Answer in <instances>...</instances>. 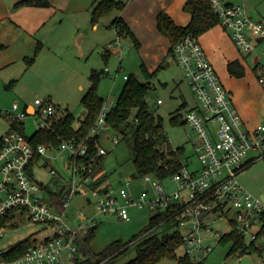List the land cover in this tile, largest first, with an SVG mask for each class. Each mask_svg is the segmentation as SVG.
Returning <instances> with one entry per match:
<instances>
[{
    "label": "built area",
    "instance_id": "1",
    "mask_svg": "<svg viewBox=\"0 0 264 264\" xmlns=\"http://www.w3.org/2000/svg\"><path fill=\"white\" fill-rule=\"evenodd\" d=\"M218 14L220 24L230 32L236 46L244 52H252L256 42L264 39V23L250 16L243 5L230 0H210ZM248 32L257 38L250 40ZM120 35L109 47L120 43ZM174 58L182 68L185 80L196 98V105L183 115L186 126L193 134L189 141L198 155L200 168L190 171L184 165L178 173L169 177L178 183V191L166 192L161 184L153 181V175L142 178L151 183L153 196L143 190L134 198L129 189L120 187L116 192L108 189L99 191L90 184L94 180L95 157H90L87 142L76 138L63 141L57 148L46 145L34 146L20 132L7 131L0 138V218L14 211V222L28 220L40 230L48 231L41 239L35 236L26 252L15 257H2L0 264H72L78 252L77 240L95 226L97 219L87 217L83 223L73 225L68 221L67 210L73 196L85 197L89 204L103 215L117 214L121 219H129L128 207H148L153 214L163 211L173 212L176 228L180 231L186 253L198 261L212 252L223 235L214 231L211 222L223 220L234 225L238 234L250 241L264 239V195L255 197L238 182V174L249 163L264 157V122L255 128L244 125L242 116L219 74L210 62L199 38L187 36L174 47ZM127 79V76L124 77ZM260 82H264L261 78ZM162 101L159 100L158 104ZM34 116L39 128H52L57 107L49 100H35ZM107 109H102L89 137H100L108 128ZM9 120L24 122L29 116L26 110L14 105L11 111H2ZM121 136L113 141L118 143ZM97 155H106L107 149L97 143ZM252 154V155H251ZM39 163L65 157L67 175L63 177L55 168L51 174L59 178L60 184L54 187L39 181L34 173L36 156ZM89 158V159H88ZM47 163V164H48ZM131 181L127 183L130 184ZM63 190L65 199L63 210H58L45 187ZM41 193L42 197L37 195ZM206 215L200 219V215ZM10 223L0 228V236ZM33 234V233H32ZM36 234V233H35ZM34 234V235H35ZM208 234H211L208 237ZM211 239L212 244L207 241ZM246 241V240H245Z\"/></svg>",
    "mask_w": 264,
    "mask_h": 264
},
{
    "label": "rangeland",
    "instance_id": "2",
    "mask_svg": "<svg viewBox=\"0 0 264 264\" xmlns=\"http://www.w3.org/2000/svg\"><path fill=\"white\" fill-rule=\"evenodd\" d=\"M251 2L253 3L249 4L251 10L252 5L256 4L254 7L264 13V0H251ZM113 13L116 14L115 12ZM106 19L107 21H112L114 19L113 14L111 13ZM108 33L109 36L113 35V31H108ZM64 37L65 41L56 48L52 47L53 52L57 53V56L49 53V51H44L51 55V59L38 62L37 56L33 64L28 68L24 60L21 67L23 71L28 69L27 72L24 71V76L16 74L20 72L14 73V77L18 78V82L14 88L0 92V102L9 104L14 99H17V102H20L19 110L22 111L25 104H34L37 98L50 100L57 107L59 115H62L65 112V107H67L75 116L74 127H77L79 124L78 119L83 118L85 115L81 99L91 85L90 76L93 74L92 71H100L102 69L107 71L102 75L98 85V93L105 99L103 109H107V111L116 104L126 82L124 77L134 74L138 79L150 81L152 84L151 92L147 96L148 105L155 115L162 116L164 129L171 144L175 147H184V160L189 170L192 172L200 168L198 155L188 137L189 134L193 133L186 125H177L171 122V117L184 102L187 103V106L181 110L183 114L196 102V98L185 80L184 72L177 64L175 58L170 55L167 60L169 65L158 67L156 73L149 78L141 71L142 60L139 56L138 48L131 43L129 38H121L122 36H120V43L112 48L104 42L98 46L91 41V38H79V33L74 26H66ZM248 37L250 40L257 38L250 32H248ZM80 42L86 44L84 51L77 46ZM41 50H39V55L42 52ZM107 50L110 51V54L106 60L104 54ZM254 56H256L257 62ZM248 62H250L251 67L249 70L255 73V82L250 85L251 91H254L253 106L256 110H261V106H264V82L261 83L259 77L264 76V41L254 49ZM258 62H260L262 69L260 72L254 71V67ZM10 79L6 78V76L4 77L6 83ZM242 82H247V80L245 79ZM159 100L162 101L161 104H158ZM12 107L13 102L2 111H11ZM261 121L264 122V120ZM24 124L28 136H31L39 129V123L34 116L25 118ZM115 136H117L116 133L111 129H106L101 136V144L108 151L104 157L103 172L107 174V184L111 188L110 190L116 192L120 187H124L129 189L128 191L134 198L141 191L148 190L150 196H153L154 188L151 183L146 182L142 177H133L135 168L132 142L122 137L118 143H115L113 141ZM45 163L46 160H43L35 166L34 173L37 179L43 183L57 186L58 183L51 174V168L53 167L62 172L63 174L60 173L62 177L67 175L66 170H63L59 162L49 161L47 165ZM152 179L157 184H161L166 192L178 191V183L172 178L159 180L157 177H153ZM237 179L242 187L247 192L252 193L253 196H263V159H257L249 167L243 169L238 174ZM129 181L131 183L127 185ZM128 214L129 219L127 220L120 219L117 214L103 215L98 213L95 206L89 204L85 197L78 195L71 198L67 210L68 221L76 226L83 223L87 217L97 216V230L91 244L93 250L97 253L103 251L113 241H130L134 235L149 226L153 212L148 207L139 208L132 205L128 207ZM213 218L214 216H210L206 221L211 222L210 226L214 231L219 230L221 234H226L232 230L234 225L223 220L214 222ZM164 227L166 226L154 231L161 234ZM39 229L36 225H29L27 219L19 222L16 228H5L3 235L0 237V259L1 251L7 250L11 244L32 233H36L37 238L41 239L48 232L43 229L37 231ZM210 235L208 234L205 237ZM250 239L249 236L245 238L246 242H250ZM213 242L214 240L212 241L211 239L207 241L208 244L212 245ZM256 242L261 253L253 251L243 256L237 254L227 256V251L230 250L232 241L225 244L221 242L214 247L212 252L205 254L201 262H203L202 264H262L264 263V239H258ZM136 250L137 243H132L130 250L121 257L118 264H124L135 257ZM185 252V246L183 245L177 250L179 256ZM159 264H177V261L166 258Z\"/></svg>",
    "mask_w": 264,
    "mask_h": 264
},
{
    "label": "trees",
    "instance_id": "3",
    "mask_svg": "<svg viewBox=\"0 0 264 264\" xmlns=\"http://www.w3.org/2000/svg\"><path fill=\"white\" fill-rule=\"evenodd\" d=\"M19 6L50 7V0H19L16 4ZM126 3L120 0H99L91 11L92 23H97L104 15L112 11H121ZM183 9L190 14L191 20L186 26H180L167 13L161 12L157 16V27L165 35L171 44L170 52L174 55V47L179 41L187 36L199 38L201 35L213 29L219 24L218 14L212 8L210 0H188ZM113 25L120 36H128L134 45L138 48L139 40L131 31L123 19L116 18ZM4 45L0 44V49ZM43 45L38 43L35 53L31 57L25 58L27 68L35 61ZM110 51L107 50L104 58L107 60ZM228 71L233 77H243L245 68L239 60L228 63ZM259 65L255 67L257 69ZM141 71L146 77L154 75L150 72L144 63L141 64ZM106 71L104 69L92 71L90 76L91 85L81 99L84 105L85 115L79 118V124L74 127L75 116L65 109L62 115L56 114L52 128H39L31 136L25 131L24 122L11 120L8 132L16 130L23 134L34 146L46 145L50 149L57 148L63 141L76 138L78 142H87L90 147V157H95L93 177L90 184L99 191L111 189L107 184V174L103 172L104 157L106 155H97V143H101L100 137H89L91 130L95 127L99 114L104 108L105 99L98 93V85ZM17 80H12L8 85L13 86ZM152 84L150 81H142L136 75L127 76L125 85L114 107H111L106 114L107 129H111L120 135L123 139H129L132 142L133 163L135 171L133 177H143L153 175L159 180L169 178L180 171L186 165L184 158V147H175L168 139L162 116H157L151 110L147 102V96L151 92ZM187 103L181 105L177 112L171 117V122L177 125H186L181 110L186 108ZM41 156L37 155L34 164H38ZM89 159V158H88ZM264 161V157L262 158ZM254 162L249 163L248 167ZM47 165V163H45ZM101 172V174H100ZM52 200L56 203L58 210H63L64 191H55L50 186L45 187ZM181 208L174 210L179 212ZM173 212L163 211L155 213L150 217L149 226L134 235L128 242L116 240L110 243L103 251L97 253L92 248V241L95 238L97 226L89 231L82 238L77 240L78 252L72 264H118L122 256L126 255L131 248L132 243H137L136 255L124 264H159L163 259L169 258L177 261V264H202L203 262L192 258L188 253L178 255L177 250L183 245V239L180 231L176 228V219ZM14 211L6 217L0 218V228L10 223L9 227H18V222H14ZM166 226L161 234L154 230ZM30 234L21 240L11 244L7 250L1 251L2 257H15L18 254L26 252L32 246L35 236ZM1 237V236H0ZM222 243L232 241L227 256L237 254L243 256L253 251L261 250L256 245V241L246 242L245 238L238 234L234 227L231 234H225L221 237ZM220 242V243H221ZM264 264V263H263Z\"/></svg>",
    "mask_w": 264,
    "mask_h": 264
},
{
    "label": "crops",
    "instance_id": "4",
    "mask_svg": "<svg viewBox=\"0 0 264 264\" xmlns=\"http://www.w3.org/2000/svg\"><path fill=\"white\" fill-rule=\"evenodd\" d=\"M18 1L0 0V44L4 45L0 49V92L14 88L17 83L8 88L7 85L12 80L18 82V78L14 77L15 72H20L16 74L24 76L28 69H25L24 72L21 65L26 57L34 55L38 43L43 45L42 52L40 51V55L38 54V62L51 59V55L44 51H49L57 56V53L53 52V48L65 41L63 38H65L66 26H74L79 33V38H91V41L98 46L103 42L109 46L118 37V31L113 25V21L116 18L123 19L140 42L138 52L142 63L150 72H154L162 65H169L167 60L170 55L174 58L173 53L170 52L169 39L157 27V16L161 12H165L180 26L188 25L191 20L190 14L183 9L188 0H120L126 3L123 10L110 12L95 24L91 21V11L99 0H50V7H16L15 4ZM230 2L243 5L250 16L252 15L264 23V13L254 7L256 4L252 5V10L249 8V4H253L251 0H230ZM111 13L114 19L107 21L106 17H109ZM108 31H113L112 37L109 36ZM121 38L129 37L122 35ZM75 39L77 38L75 37ZM199 40L224 86L231 94L244 125L248 128H255L263 122L261 120H264V106H261V110H256L253 106L254 91H251L250 85L255 82V73L249 70L251 67L248 62L253 51L247 53L241 51L236 46L230 32L220 22L213 29L201 35ZM263 41L264 39L257 40L256 47ZM131 43L134 45L132 41ZM77 46L84 51L86 44L80 42ZM254 58L256 59V56ZM235 60H239L245 68L243 77H233L228 71V63ZM255 61L257 62V59ZM257 65L259 66L255 69ZM255 67L254 71H262L260 62L256 63ZM5 76L11 78L8 83L4 81ZM261 78L264 79V76H260L259 81ZM245 79L247 82H242ZM12 102L13 106L16 104L20 108V102H17V99ZM12 102L9 104L0 102V138L7 133L11 122L2 115V110ZM35 105V101L34 104H25L22 110H26L29 116H32ZM195 105L196 102L193 106ZM50 161L59 162V165L65 170L67 164L65 157ZM55 180L59 186L61 180L59 178Z\"/></svg>",
    "mask_w": 264,
    "mask_h": 264
},
{
    "label": "water",
    "instance_id": "5",
    "mask_svg": "<svg viewBox=\"0 0 264 264\" xmlns=\"http://www.w3.org/2000/svg\"><path fill=\"white\" fill-rule=\"evenodd\" d=\"M37 196H38V197H42V194H41V193H39ZM205 215H206V213H205V214H202V215H200V219H202V218H203Z\"/></svg>",
    "mask_w": 264,
    "mask_h": 264
}]
</instances>
